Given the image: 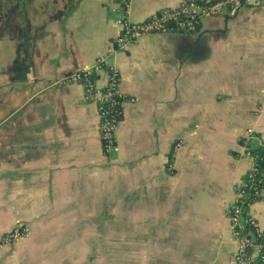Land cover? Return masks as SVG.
<instances>
[{
  "label": "crops",
  "instance_id": "obj_1",
  "mask_svg": "<svg viewBox=\"0 0 264 264\" xmlns=\"http://www.w3.org/2000/svg\"><path fill=\"white\" fill-rule=\"evenodd\" d=\"M180 1L129 0V18ZM124 3L0 0V233L29 229L0 264H118L64 258L113 254L111 239L135 240L120 264H233L227 209L253 163L242 137L264 146V0L112 53ZM100 58L129 101L110 157L97 105L66 83ZM253 214L264 230V196Z\"/></svg>",
  "mask_w": 264,
  "mask_h": 264
},
{
  "label": "built area",
  "instance_id": "obj_2",
  "mask_svg": "<svg viewBox=\"0 0 264 264\" xmlns=\"http://www.w3.org/2000/svg\"><path fill=\"white\" fill-rule=\"evenodd\" d=\"M246 0H181L176 8L162 11L143 22H131L130 4L125 0L122 17L117 20L121 30L115 38L116 48L112 53L125 51L128 46L137 44L142 38L159 32L196 33L203 20L225 13L237 11ZM261 2L263 0H257ZM104 71L106 84L98 85L95 74ZM102 71V72H103ZM67 84L82 85L86 101L97 105L99 111V130L104 155L110 157L117 149L116 131L123 116L128 99L119 90L120 74L113 65L100 58L94 68L70 76ZM253 132L242 137L241 157L250 158L252 167L244 179L236 186L235 200L227 209L232 239L236 250L232 255L233 264H264V230L253 214L256 203L264 196V171L261 170L263 157L259 150L250 145ZM182 146L178 142L177 152ZM29 229L20 225L7 233H0V249L8 248L23 239Z\"/></svg>",
  "mask_w": 264,
  "mask_h": 264
},
{
  "label": "rangeland",
  "instance_id": "obj_3",
  "mask_svg": "<svg viewBox=\"0 0 264 264\" xmlns=\"http://www.w3.org/2000/svg\"><path fill=\"white\" fill-rule=\"evenodd\" d=\"M48 241V245L50 246H61L62 242L59 241L58 239H56L54 237V239H49ZM98 242H100V245L104 246L105 245V241L107 242V240H97ZM110 243H112V247H115V249H113L112 251H114L113 254H110L109 252L107 254H96V255H92V256H79L80 259L78 258V256H71V255H64L65 261H71L70 259H75V261H80V262H88V261H94V262H104V263H123V262H129V263H135L136 262V256L134 254H130L129 256H121L120 254V250L121 248H125L127 246H129V249H132V247L135 246V240H120V239H111L109 240ZM91 245L92 244V240H91ZM108 245V244H107ZM125 245V247H124ZM111 246V245H110ZM111 251V252H112ZM61 256H59L60 258ZM72 257V258H71ZM128 257V259H127Z\"/></svg>",
  "mask_w": 264,
  "mask_h": 264
},
{
  "label": "trees",
  "instance_id": "obj_4",
  "mask_svg": "<svg viewBox=\"0 0 264 264\" xmlns=\"http://www.w3.org/2000/svg\"><path fill=\"white\" fill-rule=\"evenodd\" d=\"M122 119V117H120ZM259 153L263 157V161L261 162V170L264 171V148L259 150Z\"/></svg>",
  "mask_w": 264,
  "mask_h": 264
}]
</instances>
